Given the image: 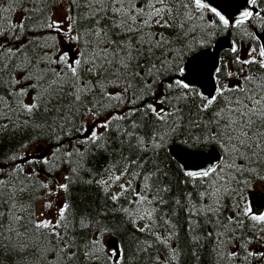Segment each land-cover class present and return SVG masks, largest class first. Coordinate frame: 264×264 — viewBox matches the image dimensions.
Wrapping results in <instances>:
<instances>
[{
  "label": "trees",
  "instance_id": "trees-1",
  "mask_svg": "<svg viewBox=\"0 0 264 264\" xmlns=\"http://www.w3.org/2000/svg\"><path fill=\"white\" fill-rule=\"evenodd\" d=\"M4 1L0 16L11 10L12 20L0 28V264H264V249H250L264 239V228L243 211L248 190L262 175L264 152L257 150L252 157L241 149L246 152L241 157L233 151L237 141L226 142L232 129L221 135L217 127L224 126L227 108H237L236 98L230 97L237 93L234 72L243 89H264L262 60L231 68L221 59L216 72L220 92L208 108L198 88L174 83L184 74L188 57L224 36L232 38L239 58L244 47L259 52L264 19L224 27L219 17L196 9L190 0H166L167 26L153 20L140 32H125L117 27L118 15L100 12V5L90 0ZM148 2L132 0L135 8H146ZM61 5L73 18L70 38L79 37L67 39L70 51L61 46L59 31L48 27ZM258 7L264 16V4ZM130 23L135 28L142 19ZM100 29L107 30L106 37ZM107 40L141 48L142 54L131 61L122 52L126 68L97 58L103 68L88 73L82 64L75 81L61 56L68 53L67 63L79 53L85 54L82 61L92 59L94 51L103 57L102 50L112 51ZM141 40L161 43L149 49L148 43L141 47ZM158 95L163 104L154 102ZM33 104L37 107L31 111L25 107ZM148 105L169 115L161 120ZM89 116L101 129L96 139L84 143ZM31 144H46L63 161L60 178L68 186V208L54 229L34 227L40 220L30 204L46 182L37 162L31 169L18 163L19 152ZM172 144L194 150L217 146L223 159L207 177H190L168 152ZM252 159L257 160L252 164ZM231 160L234 168L227 172L223 167ZM56 163L50 168L56 170ZM25 185L28 203L15 217V189ZM58 219L49 221L55 225ZM97 235L115 237L116 252L96 250ZM37 239L41 247L33 251Z\"/></svg>",
  "mask_w": 264,
  "mask_h": 264
},
{
  "label": "snow or ice",
  "instance_id": "snow-or-ice-1",
  "mask_svg": "<svg viewBox=\"0 0 264 264\" xmlns=\"http://www.w3.org/2000/svg\"><path fill=\"white\" fill-rule=\"evenodd\" d=\"M91 4H99L100 12H106L111 11L112 13L119 16L121 23L117 25L122 31L125 32H140L142 29L146 26H149L153 20H155L156 24H161L163 22L164 26H167V20H164V14L167 11H170V9H167L166 0H149L147 3L146 8L140 7L135 8L132 0H90ZM191 3H194L196 9L200 10H209L211 11L215 16L219 17V21L223 24L224 27L229 26L230 21L227 19L224 15H222L220 12L216 10V8L211 7L209 4L204 2V0H190ZM250 3L252 5L257 4V0H250ZM108 5V8H105V5ZM120 6H116V5ZM160 5L159 7H156V5ZM127 5V7H125ZM135 12L136 15H133L132 13ZM94 14V13H93ZM259 17L260 13L256 12L255 14L251 10H244L240 13L239 18L235 21V25L239 26L244 24L249 18H252L253 16ZM142 19V23L138 24L135 28L132 26V23L135 22L137 18ZM69 20V32L71 31V24L73 22V18L71 16L67 17ZM264 19V18H261ZM98 23V21H97ZM49 28H56L57 30H61L59 28L58 22H53L48 25ZM100 32H103L104 37L107 36V30L106 29H100ZM100 32L93 33L94 36H99ZM79 37H71L70 39H78ZM100 42H105L103 39H101ZM112 48L111 53H109L108 50H102L104 51V56L100 57V53L97 51H94L92 54V59H84L81 60V56H84V53H79L77 58L72 60V63H67V60L69 59L68 53H64L61 56V61L65 62V67L68 69V72L71 73V77L75 81H79L80 79V71L78 69H81L82 64L87 65V67L82 68L83 71L88 73H94L97 68H103V64L97 65L95 63V60L97 58L105 60L108 64L113 63V60H115L121 67H127V63L124 59V57L121 55L122 52L127 53L128 59L131 61H134L137 59V56L142 54L141 48L131 49L130 46L127 43L124 42H118V41H106ZM144 43L149 44V49L152 46H159L160 41H143L141 40V47H143ZM133 51L137 55H133ZM233 52H236L237 49L235 47L232 48ZM251 52H256V48H252ZM260 57H264V45L260 47L259 50ZM237 61L239 63L243 64H251V63H257L255 58L249 60H243L241 61L239 56H237ZM262 67H264V61L259 62ZM105 73H107V69H104ZM183 72V69L180 70ZM219 71V69H217ZM228 75H232V73H228ZM247 79H252L251 77H248ZM55 82V81H53ZM175 85L178 86L181 89H189L191 86L188 83H185L182 80H176ZM168 88H172L173 85L169 84L167 85ZM233 91H240L243 95L240 97H237L235 100V103L239 105L237 108H227L226 113L227 115L223 117L225 124L223 127H220V125L217 123V127L220 129L221 135H224L226 130L228 128L232 129V132L230 135L227 136L226 142L230 143L233 139L237 141L236 145H233V151H239L240 156L244 157L246 155L245 151H241V149H247L251 151V156L255 157L257 154V150L260 152H264V145L259 144L260 139H264V89L260 90H248L240 88L239 85L234 86ZM251 93V94H249ZM202 95V94H201ZM259 96V98H257ZM76 99H79V96L75 97ZM206 100V103L203 105L204 108H208L210 105L213 104V102L216 100V96L213 95L211 98L204 97ZM135 101H133L134 103ZM159 103L163 104L164 100L161 99ZM229 104L232 103V101H228ZM251 105V107H249ZM28 108L29 111H31L33 108L37 107V105L33 104L30 106H25ZM149 109H151L153 112H156L157 116L161 120H165V117L169 115V113L164 112V109L161 108L160 112H164V115H160V112H157L156 109L152 105L147 106ZM243 108H247V111H243ZM217 116L219 117L220 114L217 113ZM235 125V127H234ZM104 127L107 126V122H105ZM249 132L252 133L251 136H249ZM91 139H96L97 134L95 131L91 133ZM253 144H255V148H253ZM47 163V161H45ZM215 168H211L205 171H189L187 172V175L190 177L194 176H203L207 177L210 172H214ZM116 179H119L117 177ZM264 179V177H262ZM66 184L59 185V188L61 189H67ZM24 189H21L23 191ZM113 199H116V197H113ZM141 199H144V197H141ZM47 207H51L49 204ZM68 205L67 203H64L59 208V219L56 221V224L54 225L52 221L49 220H43L37 222L34 227L37 231L40 229H54L56 225H59L64 220L65 211L67 210ZM244 215L251 214V219L254 221L264 222V213L261 214H254L252 213L251 207H245L244 208ZM50 233H43L45 237L49 235ZM19 235V233H17ZM33 235H36V233H33ZM56 235H59L58 233ZM15 248L16 245H13ZM33 251H39L41 247V242L39 239L33 242L31 245ZM261 255H264V253H261Z\"/></svg>",
  "mask_w": 264,
  "mask_h": 264
},
{
  "label": "rangeland",
  "instance_id": "rangeland-1",
  "mask_svg": "<svg viewBox=\"0 0 264 264\" xmlns=\"http://www.w3.org/2000/svg\"><path fill=\"white\" fill-rule=\"evenodd\" d=\"M1 2H5L4 0H0ZM127 7V5H125ZM6 9L4 10V13L0 16V28H5L9 25V21L12 20L11 17V10H8L7 14L5 13ZM69 17L68 9L65 5H61L57 7L54 12L52 13L49 23L58 22L59 28L62 29L58 30L61 34V46L66 50L70 51L71 48L69 47L67 43V39H70V35L74 32V27L71 24V31L69 32V20L67 19ZM264 27V25H263ZM56 29V28H55ZM57 30V29H56ZM264 31V29H263ZM262 40L260 37L259 45L262 46ZM264 45V44H263ZM254 47H244L242 50V58L244 60L252 59L253 57L255 60H264L263 57H260L259 52H251V49ZM161 95H158L157 98H155L154 102H159V98ZM259 96H257L258 98ZM153 102V104H154ZM251 107V105H249ZM90 129V133L87 137H85V133L87 130ZM100 124L97 122L94 116H89L87 119V122L83 129V135L81 136V140L84 141V143H88L91 140V133L93 131L96 132V134L100 130ZM259 144H261L262 141H258ZM262 145V144H261ZM46 144H31L25 148H23L18 155V163L22 166L27 167L28 169H31L34 167V162H37L36 165L40 168L41 167V174L42 180H44L46 183L43 182L42 188H39L38 191H35V200L31 201L30 206L32 207L35 215L38 217L40 221L42 220H51V219H58L59 218V208L65 203L64 200V189L59 188V185L64 184V180L60 177H62L64 170H61V167L63 166L62 159H59L53 155L52 152L49 150L46 154L44 152L47 150ZM255 147V144H253V148ZM66 150L63 152L65 153ZM42 156V157H40ZM47 161V163L45 162ZM59 163L57 169L50 168L51 164L56 165ZM26 162H29V164H25ZM51 163V164H50ZM57 166V165H56ZM55 166V167H56ZM60 166V169H58ZM54 167V168H55ZM234 168L233 163H227L224 165L223 169L227 170V172H231ZM59 172L57 173V171ZM2 176L0 175V178ZM48 177V178H47ZM21 189H24L21 191ZM38 188L34 187L33 190H36ZM264 189V182H255L250 190H248L247 195L245 197V207L250 206L252 213H256L252 208V198L255 193L261 191ZM15 198L16 202L14 205V212L15 217H19L22 215L23 209L26 208L28 202H26L27 197L29 196L27 191L29 190L28 185L25 186H18L17 189H15ZM32 190V189H31ZM51 205V207H47L48 205ZM112 236L109 235H97V246L96 250L99 252H110L111 254H114L116 251L112 249L109 246V243L111 242ZM250 249H255V252L261 253V249H264V239L260 240L257 244L250 246Z\"/></svg>",
  "mask_w": 264,
  "mask_h": 264
},
{
  "label": "water",
  "instance_id": "water-1",
  "mask_svg": "<svg viewBox=\"0 0 264 264\" xmlns=\"http://www.w3.org/2000/svg\"><path fill=\"white\" fill-rule=\"evenodd\" d=\"M211 7L216 8L218 12L229 19L230 24H234L244 10H251L255 14L260 13L256 5H252L250 0H204ZM232 41L228 36H224L208 48H203L188 57L184 64V74L180 80L188 83L190 86L197 87L203 97L211 98L216 96L218 85L216 81V71L221 65V52L231 47ZM90 129L85 133L87 137ZM48 149L44 152L46 154ZM170 155L180 163L182 169L187 173L189 171H205L214 168L222 159V152L217 147L204 149H189L178 144H172L168 148ZM42 157V156H40ZM254 207L264 209V193L254 199ZM109 246L118 249V242L115 237L112 238ZM119 254V253H117Z\"/></svg>",
  "mask_w": 264,
  "mask_h": 264
},
{
  "label": "flooded vegetation",
  "instance_id": "flooded-vegetation-1",
  "mask_svg": "<svg viewBox=\"0 0 264 264\" xmlns=\"http://www.w3.org/2000/svg\"><path fill=\"white\" fill-rule=\"evenodd\" d=\"M259 2H262L263 4H264V0H257V4H256V6L258 7L259 6ZM261 18H264V16H259V17H256L255 15L252 17V18H249V19H261ZM232 25H234V26H236L235 25V23L234 24H232ZM74 33V32H73ZM262 39H264V37L262 38ZM264 44V40H262V44L261 45H263ZM233 47H235L236 48V44L233 42V40H232V44H231V47L229 48V49H227V50H224L223 52H221V55H220V57H221V59H223V62H226L227 63V65L229 64V66L231 67V68H233L234 67V64L235 63H238V61H237V59L235 58L237 55L236 54H238V52L236 51V52H233L232 51V48ZM236 55V56H235ZM233 56H235L234 58H231V57H233ZM234 59V60H233ZM263 59H264V57H263ZM240 60L242 61V57L240 58ZM262 61H264V60H262ZM222 62V61H221ZM241 64H243V63H241ZM244 66V68L245 67H247V65L246 64H244L243 65ZM220 67H221V65H220ZM234 74L236 75V78H235V85H239L240 86V88H242V86L240 85V83H241V81H240V76L237 74V72H234ZM216 81H217V79H216ZM217 85H218V91H217V93H216V96H217V94L220 92V87H219V83L217 82ZM231 86V85H230ZM227 87H226V84L224 85V89H222L221 88V92L223 93L224 92V90L226 89ZM201 94V93H200ZM243 94L242 93H240L239 91H237V93H234L232 96H230V97H232V98H237V97H240V96H242ZM202 96V95H201ZM203 97V96H202ZM204 98V97H203ZM259 98V97H258ZM235 105L237 106V107H239V105L237 104V103H235ZM250 107V106H249ZM243 111H247V108H243L242 109ZM262 145H264V139H263V141H262V143H261ZM213 147H217V146H213ZM211 148V147H210ZM210 148H208V149H210ZM218 148V147H217ZM208 149H204V150H208ZM219 149V148H218ZM220 151H221V149H219ZM222 152V151H221ZM222 159H223V153H222ZM222 159H221V161H222ZM254 160H257V159H252V160H250V163H252L253 164V161ZM221 161H220V163H221ZM219 163V164H220ZM229 163H233V161L231 160V161H229ZM219 164L218 165H216L214 168H215V170L218 168V166H219ZM211 173V172H210ZM262 177H264V159H262V175H259L258 177H257V181H259V182H264V179H262ZM256 181V182H257ZM262 193H264V189L263 190H261V191H259V192H257V193H255L254 194V196H253V198H252V208H253V210L256 212V213H254V214H261V213H264V209H257V208H255L254 207V199H255V197L256 196H258V195H260V194H262ZM250 217H251V214H250ZM252 220V219H251ZM252 221H254V220H252ZM254 222H256V223H258V224H260V225H262V227L264 228V222H259V221H254Z\"/></svg>",
  "mask_w": 264,
  "mask_h": 264
}]
</instances>
